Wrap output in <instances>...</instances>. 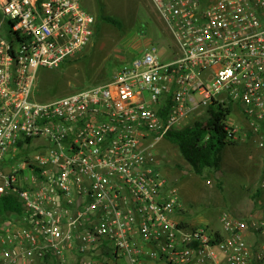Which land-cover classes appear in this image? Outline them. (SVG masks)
Returning a JSON list of instances; mask_svg holds the SVG:
<instances>
[{
	"label": "built area",
	"instance_id": "2783aa9c",
	"mask_svg": "<svg viewBox=\"0 0 264 264\" xmlns=\"http://www.w3.org/2000/svg\"><path fill=\"white\" fill-rule=\"evenodd\" d=\"M150 2L172 61L149 46L111 81L41 101L40 71L84 51L96 16L83 0H0V200L17 205L0 210V264H264V241L253 254L246 238L264 222L178 219L153 152L215 101L264 148V0Z\"/></svg>",
	"mask_w": 264,
	"mask_h": 264
},
{
	"label": "rangeland",
	"instance_id": "374dc122",
	"mask_svg": "<svg viewBox=\"0 0 264 264\" xmlns=\"http://www.w3.org/2000/svg\"><path fill=\"white\" fill-rule=\"evenodd\" d=\"M85 7L95 16L101 12L121 21L122 28L100 22L99 29L88 47L70 59L71 62L58 70H41L40 88L51 81L53 94L70 95L85 88L104 84L116 76L122 67L141 56L146 48L155 46L162 60L172 61L178 52L174 37L168 26L156 12L150 0H83ZM8 30L5 26L3 32ZM207 115L206 108L190 114L175 128L182 130L195 120ZM229 123L242 136L238 144L223 153L221 173H211L207 180L191 172L178 148L162 139L153 152L159 161L158 168L168 184L177 189L182 216L194 226L222 229L225 214L235 219H246L253 202H264V196L256 202L249 198L253 189L264 190V179L260 172L253 177L254 166L264 170V162L256 159L260 151L257 136L251 135V128L241 109L233 107ZM250 135V136H249ZM259 160V159H258ZM261 167V168H260ZM247 191V192H246ZM248 193V194H247ZM243 197V198H242ZM10 202H15L13 199ZM246 221V220H245ZM259 240H257L258 244ZM250 244V243H249ZM257 244L252 249L256 254ZM253 264H257L252 260Z\"/></svg>",
	"mask_w": 264,
	"mask_h": 264
},
{
	"label": "trees",
	"instance_id": "16d2710c",
	"mask_svg": "<svg viewBox=\"0 0 264 264\" xmlns=\"http://www.w3.org/2000/svg\"><path fill=\"white\" fill-rule=\"evenodd\" d=\"M96 19L94 37L98 32L100 22L117 28L123 26L120 20L106 16L102 12L99 16H96ZM69 62L71 60L61 67H65ZM37 89L39 100L48 101L66 96L61 95V91L67 89V86L64 85L57 95L53 94L51 81L45 83L43 88L38 85ZM171 107V99H168L162 109V115L165 118L168 117ZM232 111V105L225 107L215 101L206 109L207 115L205 117L195 120L182 130L172 129L164 136L166 141L178 148L183 159L190 166L191 172L201 179L207 180L211 173H221L224 151L238 144L235 129L229 123ZM16 207L17 205L9 203L5 199L0 200V210L2 212L16 210Z\"/></svg>",
	"mask_w": 264,
	"mask_h": 264
},
{
	"label": "crops",
	"instance_id": "0c3cea01",
	"mask_svg": "<svg viewBox=\"0 0 264 264\" xmlns=\"http://www.w3.org/2000/svg\"><path fill=\"white\" fill-rule=\"evenodd\" d=\"M257 156H258V158L256 159V161L260 165L261 163H259V161L262 160L264 162V154H262L260 151H258ZM254 168L255 169L253 171V177L257 180L256 176H258L257 174L260 172V176H259V177H261L260 180L264 179V170L260 167L261 170L259 171V167L258 166H256V167L254 166ZM253 190L254 191H252V194H251L253 196H250L247 193L249 198L254 200V201H256V202L260 201L261 198H263V196H264V190H260V189H253ZM247 216H249V218L241 219V220H244V221L246 220V221L250 222V224L264 222V202H260L258 204H255V202H253V205H252L251 209L249 210V214ZM178 219H185V218H183V216L181 215V216L178 217ZM246 238H247L248 242L250 243V245L252 247L255 244H257V240H259V242L257 244V247H259V245L264 241L263 237H259V238L256 237V235H255L253 230H248L246 232ZM254 249H257V248H254Z\"/></svg>",
	"mask_w": 264,
	"mask_h": 264
}]
</instances>
